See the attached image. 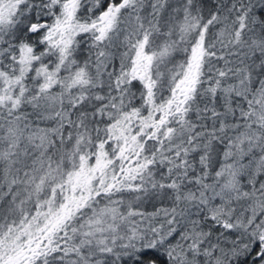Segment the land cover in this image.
<instances>
[{
	"label": "snow or ice",
	"instance_id": "6c2138e0",
	"mask_svg": "<svg viewBox=\"0 0 264 264\" xmlns=\"http://www.w3.org/2000/svg\"><path fill=\"white\" fill-rule=\"evenodd\" d=\"M0 264H264V0H0Z\"/></svg>",
	"mask_w": 264,
	"mask_h": 264
}]
</instances>
